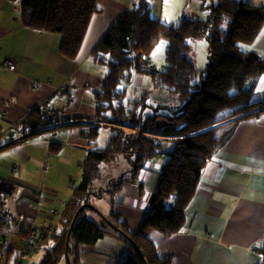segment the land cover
Masks as SVG:
<instances>
[{
    "label": "trees",
    "instance_id": "obj_1",
    "mask_svg": "<svg viewBox=\"0 0 264 264\" xmlns=\"http://www.w3.org/2000/svg\"><path fill=\"white\" fill-rule=\"evenodd\" d=\"M200 7L208 9L206 18L184 15L173 23L153 17L149 0H132L92 51L94 60L108 68L90 96L93 117H43V108L37 106L8 132L11 140L0 150L34 140L46 130L74 125L86 128L84 136L90 147L80 163L79 182L73 186L51 232L43 238L40 259L32 264H58L62 258L68 259L67 264H81V247L93 249L105 234L121 242L124 254L123 260L110 264H171L172 256L158 252L147 230L154 228L169 236L183 228L186 207L207 160L221 148L239 120L264 112V99L252 100L255 81L264 73V59L240 48V44L252 43L264 25L262 7L247 0L200 1ZM97 11L96 0H20L22 24L59 33L57 50L67 59L76 56L90 17ZM198 38L207 41V61L196 82L195 63L188 57V39ZM161 39L166 40V66L159 70L146 56ZM132 70L150 74L159 88L175 97L178 107L171 114L155 111L145 116L136 109L138 102L127 107L121 101L125 91L119 84L122 79H130ZM101 127L114 132L104 148L97 147ZM167 141L173 142V148L158 171L156 187L144 202L147 210L135 231L118 212L111 209L105 215L90 204L101 164L110 163L117 155L129 157L131 176L129 180H118L121 186L124 180H133L144 162ZM53 145L59 143L49 142V147ZM118 188H113L112 194ZM137 190L139 194L144 191L142 182L137 183ZM133 205L138 206L137 199ZM87 211H95L101 225L90 219ZM1 218V226L13 234L24 235L33 228L24 226L23 216L12 215L3 207Z\"/></svg>",
    "mask_w": 264,
    "mask_h": 264
},
{
    "label": "crops",
    "instance_id": "obj_2",
    "mask_svg": "<svg viewBox=\"0 0 264 264\" xmlns=\"http://www.w3.org/2000/svg\"><path fill=\"white\" fill-rule=\"evenodd\" d=\"M131 1L96 0L98 11L90 17L80 48L73 59H67L57 50L61 39L58 33L25 27L19 0H0V112H5L0 118V146L11 140L8 132L37 106L55 110L51 116L67 119L93 117L90 96L100 86L108 68L94 60L92 51ZM151 1L150 13L155 18L174 20L173 14L178 13L175 15L178 20L170 21L173 23L179 22L184 15L196 17L198 12L193 11L194 7L200 14L203 10L204 18L208 15V9L201 8L200 3L196 5L199 0ZM247 1L264 11V0ZM184 3L191 10L189 15ZM179 7L183 8L182 12ZM240 48L254 51L264 59V25L252 43L240 44ZM5 59L13 60L15 68H4L2 62ZM261 77L264 73L255 81L254 101L264 99V90H260L264 89ZM134 85L135 81H132ZM57 95L61 100L60 107L55 101L49 106ZM85 129L78 125L49 129L53 130L51 136L42 134L34 140L0 150V169L7 170L0 182L11 189L8 194L0 191L1 202L12 215L23 216L25 227L45 224L54 227L69 196L68 188L54 187L51 183L55 182L51 180L55 177V168H67L73 164L74 152L78 155L75 164L80 167L83 154L90 149L84 136ZM49 142L59 145L49 147ZM35 145H39L41 151H36ZM65 146L70 147L73 155L57 156ZM172 148L173 142H163L156 149L157 154L144 162L136 177L122 183L117 191L114 210L131 231L138 228L146 213L144 202L155 189L158 171ZM50 158L55 163L54 170L49 168L52 166ZM22 166L35 170L36 177L22 175L19 171ZM139 182L144 184L141 194L137 190ZM136 199L138 206L133 205ZM147 236L155 242L161 255L172 256L171 264L264 262V112L239 120L221 148L207 160L186 207L183 228L169 236L149 228ZM81 250V264H87L86 258L93 264H110L117 260L118 252L123 253L121 242L109 234L100 238L93 249L82 246ZM9 252L15 253L13 264L37 262L32 255L35 252L18 254L19 242L15 237L11 238ZM98 257H106V260Z\"/></svg>",
    "mask_w": 264,
    "mask_h": 264
},
{
    "label": "rangeland",
    "instance_id": "obj_3",
    "mask_svg": "<svg viewBox=\"0 0 264 264\" xmlns=\"http://www.w3.org/2000/svg\"><path fill=\"white\" fill-rule=\"evenodd\" d=\"M160 1L161 0H152L151 2L159 3ZM199 1H203L205 3H211V0H199ZM199 1L196 5H199L200 3ZM189 3H191L192 5V2H189ZM184 5L186 7V12L189 15L191 13V10H188L190 8L187 7L185 3ZM194 5L195 4H193V7ZM178 9L180 12H182L183 10L182 7H179ZM196 9L195 7L193 8V11L198 12L196 17L194 18L204 19L205 16L203 14V10H201V14H200L199 9L197 10ZM175 15H178V13L177 14L175 13ZM175 15L173 14V17H172L174 18V20H169L168 22L178 20V18ZM169 19H171V17ZM163 40L164 39H161L160 41L156 43L151 53V60L153 62L152 64L155 69H159V70L164 69V67L166 66V63L163 58L165 46L163 44L162 51L155 52L154 50ZM188 42L191 46L188 57L194 60L195 68L197 71V74L194 80L197 82L199 81V71L204 67L207 61V41L204 38H198V39H188ZM135 72L133 73L130 72V79L128 81L125 79H122L119 84V88L121 89V91H125L124 95L121 96V101L125 105H127V107L130 108L133 105V103L138 102L136 109L141 110L143 113V116L151 115L155 111H157V113H160V114H171L172 110L178 107L175 101L176 100L175 97L170 95L165 89L159 88L158 85H156L154 79L151 78L150 74L146 72H140V71H135ZM132 81H135L134 87L132 86ZM142 95H144L145 97L142 98L143 97ZM54 101L57 103L55 105L60 107L61 104L59 102H61V100L58 98V95L56 96V98H53V103L49 102V106L54 104ZM52 131L53 130L45 131L43 135L51 136ZM113 133L114 132L111 131L109 127H101L99 130L98 138H97V147L104 148L108 143L110 135ZM34 148L36 149V151H41V148L39 147V145H35ZM65 153L67 154L69 153L73 155V152H71L70 147L65 146L64 149L62 148V150L58 153L57 156L65 155ZM84 156L85 155L83 154L82 159L84 158ZM77 157L78 155L76 154V152H74L75 160L73 161V164H69L67 168L61 167V166L59 168H55L54 166L55 163L52 161L53 159L50 158V161H52L50 162L52 166L49 168L53 170L55 168V177L53 180H51V181H54L55 183H51V185H53L54 187L62 186V187L68 188L67 196L71 194L73 186L77 184L80 179V167L75 164ZM131 168H132L131 160L129 159V157H126L124 155H117L110 163L101 164L100 165V176L95 180L93 184L94 192L91 193L90 195V204L95 206L97 209H99V211L102 214H105V215H107L111 209L114 210L115 196L119 188L116 189L113 194L111 190L115 187H120L118 186L119 183H117L118 180L120 179L129 180L130 179ZM10 171L12 172L11 169H9V172ZM19 171L20 173H22V175H27L29 177H36V171L28 167L25 168L22 166ZM6 173H7V170L0 169V177H5ZM40 178L42 179V176L40 177L37 176V179H40ZM125 180L123 181V183L125 182ZM48 181L49 180H45V182H48ZM60 190H63V189H60ZM99 190H102L100 195H98ZM0 201H3L1 194H0ZM2 207H3V203H2ZM87 216L90 219H93L94 221H96L99 225H101L100 216L95 211H87ZM13 237L15 236L11 235L9 236L8 241L6 238H2L1 239L2 242L0 241V264H13L14 262L15 253L13 252L12 254L8 255L9 249L11 246V238ZM2 247H4L5 249H2ZM39 250H40V253H38ZM34 252L35 253L33 252L31 253H33L32 255L33 257H35V261H38L41 257L42 251L38 247V249L35 250ZM18 254H23V253L19 251ZM98 258H102L103 261L106 260L105 259L106 257L105 258L98 257ZM116 259L117 261L123 260L124 254L121 252H118L116 255ZM66 263H67V259L62 258L58 264H66ZM86 263L93 264L92 262H88L87 258H86Z\"/></svg>",
    "mask_w": 264,
    "mask_h": 264
},
{
    "label": "built area",
    "instance_id": "obj_4",
    "mask_svg": "<svg viewBox=\"0 0 264 264\" xmlns=\"http://www.w3.org/2000/svg\"><path fill=\"white\" fill-rule=\"evenodd\" d=\"M137 52L139 53L140 50H137ZM15 62L11 59H5L2 62V66L4 68H8V69H14L15 68ZM123 77V76H122ZM42 116L46 117L48 115H51L54 113V110L52 109H42L41 111ZM5 112L1 111L0 112V118H2L4 116ZM10 186H7L5 183L0 182V191H3L4 193H10ZM134 202V201H133ZM1 207H2V203L0 201V224L2 222V218H1ZM16 227L19 225V222H16ZM52 229V225H42L39 227H33V228H29L28 229V233L26 236L22 237L20 239L21 244H22V253L23 254H27V253H31L34 252L35 250L38 249V245L42 242L43 238L46 237ZM7 234V236H6ZM15 236V234L11 233V232H5V230L0 226V241L2 238H6L8 241L9 236ZM16 237V236H15ZM7 246V245H6ZM4 246V247H6ZM4 247H2V249H5Z\"/></svg>",
    "mask_w": 264,
    "mask_h": 264
},
{
    "label": "bare ground",
    "instance_id": "obj_5",
    "mask_svg": "<svg viewBox=\"0 0 264 264\" xmlns=\"http://www.w3.org/2000/svg\"><path fill=\"white\" fill-rule=\"evenodd\" d=\"M206 9V8H205ZM101 39V38H100ZM98 43V42H97ZM96 46V45H95ZM94 49V48H93ZM147 57V60H148V62L153 66V64H152V60H151V55H147L146 56ZM134 71V70H133ZM123 77H124V75H122ZM55 111V110H54ZM1 210H2V207H1ZM45 225H49V224H45ZM0 226H1V224H0ZM27 231L25 232V234L24 235H21V234H18L17 232H15L14 234H15V236H16V239L18 240V242H19V251H22L21 249H22V244H21V241H20V239L22 238V237H24V236H26L27 235ZM40 246H41V243L38 245V247L40 248Z\"/></svg>",
    "mask_w": 264,
    "mask_h": 264
},
{
    "label": "snow or ice",
    "instance_id": "obj_6",
    "mask_svg": "<svg viewBox=\"0 0 264 264\" xmlns=\"http://www.w3.org/2000/svg\"><path fill=\"white\" fill-rule=\"evenodd\" d=\"M165 42L161 41V43L157 46V48L154 50L155 52H159V51H162V48H163V44ZM261 81L264 82V77H261ZM260 90H264V89H260Z\"/></svg>",
    "mask_w": 264,
    "mask_h": 264
},
{
    "label": "water",
    "instance_id": "obj_7",
    "mask_svg": "<svg viewBox=\"0 0 264 264\" xmlns=\"http://www.w3.org/2000/svg\"><path fill=\"white\" fill-rule=\"evenodd\" d=\"M67 242V241H66ZM67 246V245H66ZM66 258H67V253H66ZM67 262H68V259H67Z\"/></svg>",
    "mask_w": 264,
    "mask_h": 264
}]
</instances>
